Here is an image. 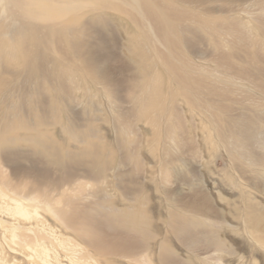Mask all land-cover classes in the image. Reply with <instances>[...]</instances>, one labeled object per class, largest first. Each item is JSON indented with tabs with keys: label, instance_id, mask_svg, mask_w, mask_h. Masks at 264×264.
Returning <instances> with one entry per match:
<instances>
[{
	"label": "rangeland",
	"instance_id": "1",
	"mask_svg": "<svg viewBox=\"0 0 264 264\" xmlns=\"http://www.w3.org/2000/svg\"><path fill=\"white\" fill-rule=\"evenodd\" d=\"M83 1L62 18L31 21L49 27L40 32L49 35L45 63L63 74L16 81L32 97L15 91L28 117L0 134L18 136L0 152L14 146L21 154L0 159V264H264V49L253 48L255 35L247 33L255 23L264 29V0L216 1L207 15L178 5L201 17L240 19L218 29L235 40L225 48L211 43L213 31L188 35L185 47L156 42L152 13L172 26L173 3ZM65 25L76 39L69 44ZM169 33L167 40L178 39ZM99 39L116 88L80 84L88 71L72 48L102 46ZM146 74L149 109L125 80ZM43 111L50 124L41 123ZM21 119L33 127L24 129ZM31 165L47 172H14ZM12 192L32 194L24 203L30 212L37 205V214L8 210ZM120 250L126 256L114 253Z\"/></svg>",
	"mask_w": 264,
	"mask_h": 264
},
{
	"label": "bare ground",
	"instance_id": "2",
	"mask_svg": "<svg viewBox=\"0 0 264 264\" xmlns=\"http://www.w3.org/2000/svg\"><path fill=\"white\" fill-rule=\"evenodd\" d=\"M216 1L227 3V2H234L237 0H160L161 4H159L157 0V3L160 6V8L162 6V8L165 9L169 7L170 3H173V5L171 4V6L174 7L176 12L174 11L175 13L172 15V17L175 18V23L172 26L168 24L170 22L167 23L164 22V20L159 25L158 24L159 17H156L159 16L157 15L158 12L152 13V17L158 21V23L156 24L157 25L156 29H158L159 35L161 37L158 38L156 42L160 41L162 44L171 47H185L188 43L186 39L188 35L196 36L197 31L198 32L201 31L202 33L213 31L216 32L213 33L216 35L211 40V43L214 44L215 46H218V48H225L228 47L230 44L234 43L235 40L232 39L226 40L223 34L221 33L217 34V33L219 32L218 30L219 28L223 29V28H227L230 25L231 26L238 25L236 22H239L240 19L233 21L231 18H226V17L225 18H211L208 16L201 17L199 13L196 14L192 10L180 9L178 7V5H183V6H187L190 9L197 8L198 10L202 11V13L207 15L213 9L212 3ZM242 1L246 2L247 0H242ZM85 5L86 4H84L83 0H0V89L2 93L6 92L4 95L2 94L0 96V134H3V132L5 131H10L11 129L15 130V128L17 127L18 119L22 118V115L28 117L29 114L27 112H24V107L22 105L19 96L17 97V99H15L14 97L15 91L19 90L20 88L19 83H16L19 76L24 75L29 82L32 81V84H39L40 79L42 77H46L49 80H52L53 78H56L57 74H63L60 73V70L58 72L56 69L54 70V68L49 69V67H47V64L45 63L46 57L43 53L44 51L43 48L48 45L49 39H47L48 38L47 36L49 35L43 34V36H41L42 33L40 32L43 31L48 26L47 25H44L45 27L41 26L42 23L40 24L38 23V25L31 24L32 19L36 17L62 18L64 15H67L68 13H73L78 9H81ZM263 10L264 9H262V11ZM255 20L262 21L261 19L258 18ZM42 21L45 20L42 19ZM87 23L89 22L84 23V25H88ZM168 26H171L172 30ZM63 28L66 31V34L64 35L65 39L63 42L69 44L75 41L76 39H72L73 35L68 34L69 27L65 25L64 27L62 26V29ZM87 28H88L87 26L81 28L82 32H84V30H86ZM47 30L48 29H46V31ZM172 31L174 35L178 37L176 41L167 40L168 39L167 36L170 34L169 32ZM249 32H253V34L255 35L253 48L258 46L260 49H264V29H261L255 23V25L252 26L251 29H247V33ZM99 42L101 43L102 46L94 47L91 45L80 43L81 45L79 44L77 50L75 51L77 45L76 43L72 48L75 58V59L73 58V61L77 62L80 66L86 67L88 71L86 75L82 73L83 75L80 76L81 78L80 84L84 85L86 81H90L93 84L95 83L101 84L106 90H108L110 87L116 88L120 84V82L118 83L112 78L110 72L108 71L107 64L105 63L106 59H104V56H99L98 53L99 51L98 48L100 50H102L103 48L108 50V48L107 46H105L104 41L102 39H99ZM149 45L154 47L155 44L153 43V41L152 42L150 41ZM142 57H144V55ZM67 58L65 57V59L67 60L71 59L69 58V56H67ZM236 58L239 61H242V59L244 61L243 55L241 57L237 55ZM253 58H254V54L252 55L249 54L250 62L252 61ZM47 61L49 62V60ZM52 63L54 64L53 60H51L50 62L51 66ZM65 76L70 77V74L65 73ZM85 76L89 78L86 79ZM243 76H250V74L245 73L243 74ZM146 78H148L147 74L141 75V77L139 75L138 76L131 75L129 78H126L125 80L127 81V86L131 88H138L140 94H142L144 97V99L141 100L143 103V107L145 109H149V106L148 104H146L145 100L149 95H151L150 92L151 90L149 88L150 84H147ZM250 79L253 80L254 78L250 76ZM50 88L53 90V92L57 91L56 86L54 87V84L52 82L50 83ZM21 90L25 93L23 96L24 99L32 97V95L28 97L27 93L25 92V89H21ZM6 96L8 97V99H5ZM18 104H20L21 107H19ZM206 106L208 105L205 104L203 108H206ZM212 108L209 106L207 107L208 110L210 109L212 116L214 117V120L220 122L221 114L212 111ZM224 109L225 106H223L221 113L224 112ZM60 110L66 112L69 111V114L71 112V109L66 108V106L64 108H61ZM40 115H41L40 121L42 124L45 125L50 124V122L47 120V117L45 115V111H43V113H40ZM21 123L22 124L20 125L24 129H29L33 127V124L30 123L28 120L22 121L21 119ZM70 123L71 121H69V125ZM17 137L18 136L15 137L6 136L3 138L0 137V144L2 146L5 142L6 143L10 142V144H14L17 141ZM26 139L28 141V138ZM16 150L17 149H15L14 146L5 149V151L3 150L2 152H0V157H1L0 159H2L4 162L5 161L12 162L11 160L19 156L20 154ZM58 162L60 163V161ZM19 170L22 171V173L24 174L23 176H28V175L30 176L35 172V170L37 173L36 175H40V176L47 172L45 171L44 173H39V171L36 168H34V166L32 165L29 168L16 167L14 169V172ZM95 171L100 172L101 166L97 167ZM12 193H14L17 197L13 196L10 198L11 205L6 206L8 210H12L16 215L19 214V216L21 215V217L23 216L25 218H29V216L33 213L37 214V205H32L33 207L31 208L32 212L28 210L29 208L26 205L28 204L27 202H32L35 200L32 194L23 195L15 192ZM45 205L48 206L49 203L46 201ZM88 218L87 216L82 217L84 222H86ZM89 219L92 220L91 218ZM12 228L14 227L12 226ZM14 234L15 233L11 231L10 237H13ZM114 253L126 256V254H124L121 250L115 251Z\"/></svg>",
	"mask_w": 264,
	"mask_h": 264
}]
</instances>
